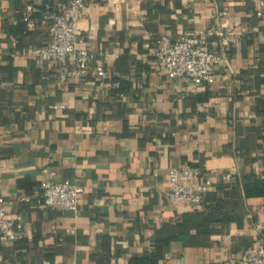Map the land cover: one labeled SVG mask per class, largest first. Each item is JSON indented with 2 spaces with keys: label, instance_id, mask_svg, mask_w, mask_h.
<instances>
[{
  "label": "crops",
  "instance_id": "crops-1",
  "mask_svg": "<svg viewBox=\"0 0 264 264\" xmlns=\"http://www.w3.org/2000/svg\"><path fill=\"white\" fill-rule=\"evenodd\" d=\"M69 1L0 0V196L23 224L16 240L0 234V264H131L150 252L157 224L201 210L167 203L170 168L264 178V0L89 4L77 47L108 72L104 86L93 76L62 83L58 66L38 67L50 37L33 21L46 4L63 11ZM220 22L232 41L229 69L195 93L171 80L154 56L160 36ZM50 179L80 181L78 212L44 204ZM241 196V226L193 231L160 264H233L264 245V199Z\"/></svg>",
  "mask_w": 264,
  "mask_h": 264
},
{
  "label": "built area",
  "instance_id": "built-area-1",
  "mask_svg": "<svg viewBox=\"0 0 264 264\" xmlns=\"http://www.w3.org/2000/svg\"><path fill=\"white\" fill-rule=\"evenodd\" d=\"M110 0H70L63 11H56L51 4L44 6L40 19L34 24L47 28L48 43L37 52L38 67L42 70L58 66L62 83L69 80H85L93 76L101 86L109 79L103 66H92L95 54L88 48H78L81 38L79 20L84 9L93 2L107 3ZM226 12L216 10L220 18ZM26 21L32 22L29 16ZM225 23H217L204 30L188 29L178 38L164 34L160 36L154 56L171 80H180L188 84L192 92L214 85L220 79L218 70L227 71L230 67L229 51L232 41L224 29ZM48 79V76L44 77ZM112 89H119L120 83L113 82ZM220 181H231L228 174L210 177L197 166L184 165L169 170L170 190L166 194L171 206L204 208L206 196L216 188ZM42 199L51 209L78 212L79 199L85 188L79 180L43 182ZM22 201H29L28 197ZM264 212V206H262ZM21 218L9 216L4 199L0 196V234L7 240H16L21 234ZM264 229V226L263 228ZM233 264H264V245L246 251Z\"/></svg>",
  "mask_w": 264,
  "mask_h": 264
},
{
  "label": "trees",
  "instance_id": "trees-1",
  "mask_svg": "<svg viewBox=\"0 0 264 264\" xmlns=\"http://www.w3.org/2000/svg\"><path fill=\"white\" fill-rule=\"evenodd\" d=\"M44 11V8H43ZM43 13V12H42ZM220 196L210 192L206 196L204 208L187 212L175 220L155 226V234L151 239V250L142 257H136L131 264H160L166 257L171 244L185 242L195 236H210L217 224L227 225L236 221L242 225V194L246 199H264V178H252L246 183L220 181L216 183ZM242 193V194H241Z\"/></svg>",
  "mask_w": 264,
  "mask_h": 264
}]
</instances>
